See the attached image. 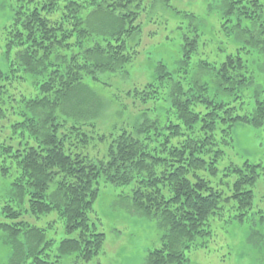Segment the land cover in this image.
Wrapping results in <instances>:
<instances>
[{
  "label": "trees",
  "instance_id": "1",
  "mask_svg": "<svg viewBox=\"0 0 264 264\" xmlns=\"http://www.w3.org/2000/svg\"><path fill=\"white\" fill-rule=\"evenodd\" d=\"M17 1L6 30L14 73L0 69V124L13 78H31L39 93L19 100L30 114L15 124L29 131L32 142L17 148L0 144V173L11 179V198L2 207L6 221L0 222L12 249L10 264H63L71 254L85 262L97 257L106 241L91 217L100 179L133 185L136 209L160 224L161 246L145 264H184L187 250L203 245L198 240L210 235L212 218L226 204L232 219L250 215L264 165L245 160L227 167V180L214 183L211 177L218 176L224 146L233 144L238 124L264 127V89L248 90L254 78L248 62L264 50V0H223L217 33L226 45L212 55L201 52L212 38L199 29L183 31L176 72L159 62L155 78L135 90L142 103L158 104L145 109L139 126L101 134L108 147L98 159L74 151L94 138L86 122L102 107L85 79L98 81L100 74L118 73L133 61L137 52L130 41L141 29L144 0ZM163 93L169 97L166 117L159 112ZM23 204L38 217L57 213L66 232L77 236L56 246L47 228L21 219L17 205Z\"/></svg>",
  "mask_w": 264,
  "mask_h": 264
},
{
  "label": "rangeland",
  "instance_id": "2",
  "mask_svg": "<svg viewBox=\"0 0 264 264\" xmlns=\"http://www.w3.org/2000/svg\"><path fill=\"white\" fill-rule=\"evenodd\" d=\"M17 6V0H0V69L10 75L14 73L12 60L15 53L8 51L6 46V30L14 18ZM222 8L223 0H144L139 9L141 29L130 41V48L137 52L133 61L118 73L100 74L98 81L89 77L85 79L86 84L100 98L102 107L97 117L89 118L86 122H89L86 129L94 138L89 139L88 144L74 148V151L96 159L104 158L108 144L99 139L101 134L110 133L113 127L139 126L144 120L145 109L156 106L158 102L149 100L142 103L135 90H142L155 78V68L159 62L176 72L182 58L183 31L199 29L204 38L213 39L211 44L201 50L203 55L214 54L219 46L223 48L226 39L217 33ZM248 65L254 76L249 92L253 94L262 91L264 50L255 51ZM197 74L202 78L209 76L205 70H198ZM38 93V85L31 78L22 82L12 79L4 95L6 102L3 106L7 111L0 124V144L17 148L32 142L29 131L15 124L30 114L25 102L19 100L23 95L32 97ZM163 104L159 112L166 117L169 114V97L166 93H163ZM233 137V144L224 146L226 154L218 164V176L211 177L214 183L220 182L221 177L228 179L223 175L233 163L242 164L250 160L264 165V127L238 124L234 128ZM2 157L0 153V160ZM220 186L228 191L227 185ZM99 188L100 195L91 217L98 224L99 230L106 234L103 251L90 262L80 261L75 254H71L64 257L63 264H145L149 252L161 246L164 232L160 224L136 209L132 199L133 185L115 186L100 179ZM10 198L11 179L0 173V222L6 221L2 207ZM25 207L24 204L17 205L23 212L21 219L47 228L48 236L55 240L56 246L65 238L77 236V232H66L64 222L57 213L38 217L25 211ZM232 214L234 212L228 210L226 204L222 214L212 218L210 235L198 240L203 245L187 250V261L184 264H264L263 178L255 187V206L250 215L240 221L232 219ZM7 221L11 222V219ZM11 251L0 230V264H10L13 257Z\"/></svg>",
  "mask_w": 264,
  "mask_h": 264
}]
</instances>
